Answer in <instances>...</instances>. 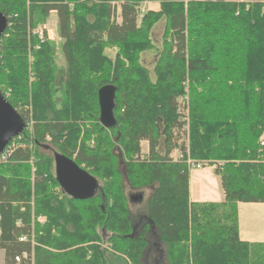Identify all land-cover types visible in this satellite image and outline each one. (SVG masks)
Masks as SVG:
<instances>
[{
	"label": "trees",
	"instance_id": "trees-1",
	"mask_svg": "<svg viewBox=\"0 0 264 264\" xmlns=\"http://www.w3.org/2000/svg\"><path fill=\"white\" fill-rule=\"evenodd\" d=\"M0 11V89L25 123L0 160L5 264H264L238 217L240 203H264V0H0ZM57 156L98 181L91 199L64 191ZM188 160L215 168L224 202L190 200ZM126 185L154 188L144 210Z\"/></svg>",
	"mask_w": 264,
	"mask_h": 264
},
{
	"label": "water",
	"instance_id": "water-1",
	"mask_svg": "<svg viewBox=\"0 0 264 264\" xmlns=\"http://www.w3.org/2000/svg\"><path fill=\"white\" fill-rule=\"evenodd\" d=\"M8 18L0 11V41L8 27ZM1 69V64H0ZM116 89L106 86L99 91L101 122L107 128L116 126L114 116ZM25 130L17 110L7 101L0 89V155ZM56 174L64 191L74 199L88 200L97 192L98 181L73 160L57 156Z\"/></svg>",
	"mask_w": 264,
	"mask_h": 264
},
{
	"label": "rangeland",
	"instance_id": "rangeland-1",
	"mask_svg": "<svg viewBox=\"0 0 264 264\" xmlns=\"http://www.w3.org/2000/svg\"><path fill=\"white\" fill-rule=\"evenodd\" d=\"M144 8L147 10H159V5L158 4H150L148 6H145ZM46 29L48 31V35H50L51 39H53V41H55L58 45L57 65L61 69L65 68L66 67V60H65V56H64V53L62 50L63 40L59 36L58 17L57 16H55V15L51 16L50 15L48 23L46 25ZM155 30H156L155 39L158 41H161L163 31H164V23L160 22L156 26ZM110 55H112L111 52H110ZM147 60H148V62L152 61V59H150V58H148ZM163 142H164V140H163ZM163 144L164 143L159 144V146L157 147V149L159 151L163 150V148H164L162 146ZM141 146H142V153H141V156L139 158L143 160V159H146V157L148 156V154L150 152V144H149V142H142ZM162 153L164 154V151ZM172 158L174 160H179L180 155L178 153H173ZM122 168H123V166H122ZM191 173H192L191 174L192 179L196 178L197 180H200L201 182H203L204 180H207L206 178L208 176H210L209 178L211 180L210 181L207 180V182H209L211 185H213V186L218 185L219 186V184L221 183L220 178H219L220 176L216 173L214 167L204 166L203 173H199V170H197L196 168H193ZM216 181H217V184H216ZM126 189H127L129 197L132 196L133 201L131 202V208L134 212H140V211L145 209L148 201L150 200V194L153 193V191H154V188H147L143 191L135 192V191L131 190L128 185H126ZM217 196L218 195H215V197H205L204 199H208L211 201L214 199L218 200ZM44 220H45V218H43V221ZM164 254L165 253L163 252V250H160L157 253V256L159 258H164ZM0 264H4V252L2 250H0ZM144 264H154V261L151 259H145Z\"/></svg>",
	"mask_w": 264,
	"mask_h": 264
},
{
	"label": "crops",
	"instance_id": "crops-1",
	"mask_svg": "<svg viewBox=\"0 0 264 264\" xmlns=\"http://www.w3.org/2000/svg\"><path fill=\"white\" fill-rule=\"evenodd\" d=\"M57 16L55 12L51 16ZM156 30L154 29V36ZM163 36V35H162ZM50 37V35H49ZM51 38V37H50ZM53 40V39H52ZM193 168L191 169V171ZM199 173H203L204 168L197 169ZM190 171V200L192 202H217L222 203L225 200L221 183L216 186L211 185L207 180H211L208 176L203 182L192 179ZM220 178V177H219ZM221 182V178H220ZM217 184V181H216ZM218 200H208L205 197H215ZM151 196V194H150ZM239 217V236L240 240L252 244H264V203H240L238 206ZM43 222V219L41 220ZM5 264V260H4Z\"/></svg>",
	"mask_w": 264,
	"mask_h": 264
},
{
	"label": "built area",
	"instance_id": "built-area-1",
	"mask_svg": "<svg viewBox=\"0 0 264 264\" xmlns=\"http://www.w3.org/2000/svg\"><path fill=\"white\" fill-rule=\"evenodd\" d=\"M39 34H40V37H43V32H42V31H40ZM261 143H262V145H264V136H263V138H262ZM6 157H7L6 154H1V155H0V160H1V161H4V160L6 159ZM188 165H189L191 168H192V167L197 168V169H201V168H202V164H201V163H196V162H194V161H192V160H188ZM17 261H19L18 258H17Z\"/></svg>",
	"mask_w": 264,
	"mask_h": 264
},
{
	"label": "bare ground",
	"instance_id": "bare-ground-1",
	"mask_svg": "<svg viewBox=\"0 0 264 264\" xmlns=\"http://www.w3.org/2000/svg\"><path fill=\"white\" fill-rule=\"evenodd\" d=\"M6 158H7V157H6ZM4 161H6V159H5Z\"/></svg>",
	"mask_w": 264,
	"mask_h": 264
},
{
	"label": "flooded vegetation",
	"instance_id": "flooded-vegetation-1",
	"mask_svg": "<svg viewBox=\"0 0 264 264\" xmlns=\"http://www.w3.org/2000/svg\"><path fill=\"white\" fill-rule=\"evenodd\" d=\"M159 251H160V250H159ZM159 251H158V252H159ZM158 252H157V253H158Z\"/></svg>",
	"mask_w": 264,
	"mask_h": 264
}]
</instances>
